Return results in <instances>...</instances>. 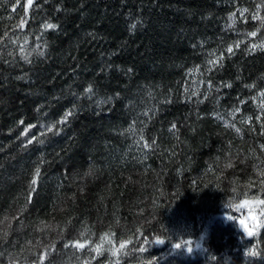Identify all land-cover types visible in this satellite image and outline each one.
I'll list each match as a JSON object with an SVG mask.
<instances>
[{"label":"trees","instance_id":"1","mask_svg":"<svg viewBox=\"0 0 264 264\" xmlns=\"http://www.w3.org/2000/svg\"><path fill=\"white\" fill-rule=\"evenodd\" d=\"M261 200L264 0H0V264H264Z\"/></svg>","mask_w":264,"mask_h":264},{"label":"snow or ice","instance_id":"2","mask_svg":"<svg viewBox=\"0 0 264 264\" xmlns=\"http://www.w3.org/2000/svg\"><path fill=\"white\" fill-rule=\"evenodd\" d=\"M29 3H31V0H29ZM135 26H136V25L133 24L131 27H132V28H135ZM45 27H46V28H54L55 25H52V24H46ZM253 35H255V33H253ZM229 51H231V48L229 49ZM86 91H89V92H90V91H91V88L86 89ZM71 114H72L71 112H67V113H65V116H64V118H63V120H62L61 122L66 121L67 118H68V116H70ZM173 127H175V125H173ZM49 131H51V128L49 129ZM237 131H239V130L237 129ZM29 142H31V141H29ZM37 174H38V173H37ZM33 183H35V180H33ZM259 203L264 204V200H261ZM227 218H228L229 220H233V217H231V216H228ZM240 223H241V225L243 226L244 232H246V233L248 234V236H251L253 233H252L251 231L248 230V227L245 225L244 221H240ZM154 243L159 245V244H163L164 241H163V240H160V239H156V240L154 241ZM190 244H191V241L184 240V241H182V242H180V243H176V244H174L173 247H174V248H177V249L183 247L185 250L191 252V247H189ZM79 246L82 247L83 245H79ZM146 246H147V242H145V247H144V248H141L140 250H141V251H146ZM120 247L123 248L124 245L121 244ZM196 247H199V245L197 244ZM249 254H251V255H255L254 252L249 253Z\"/></svg>","mask_w":264,"mask_h":264}]
</instances>
